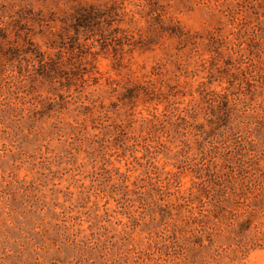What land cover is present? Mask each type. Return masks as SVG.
I'll return each instance as SVG.
<instances>
[{
	"label": "rangeland",
	"instance_id": "obj_1",
	"mask_svg": "<svg viewBox=\"0 0 264 264\" xmlns=\"http://www.w3.org/2000/svg\"><path fill=\"white\" fill-rule=\"evenodd\" d=\"M0 264H264V0H0Z\"/></svg>",
	"mask_w": 264,
	"mask_h": 264
}]
</instances>
